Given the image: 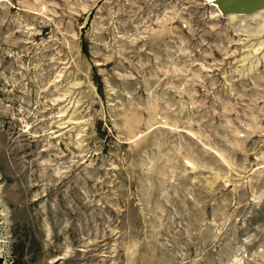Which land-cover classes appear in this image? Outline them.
<instances>
[{
  "label": "rangeland",
  "instance_id": "1",
  "mask_svg": "<svg viewBox=\"0 0 264 264\" xmlns=\"http://www.w3.org/2000/svg\"><path fill=\"white\" fill-rule=\"evenodd\" d=\"M0 0V264H264V7Z\"/></svg>",
  "mask_w": 264,
  "mask_h": 264
},
{
  "label": "water",
  "instance_id": "2",
  "mask_svg": "<svg viewBox=\"0 0 264 264\" xmlns=\"http://www.w3.org/2000/svg\"><path fill=\"white\" fill-rule=\"evenodd\" d=\"M222 2L223 9L221 10L226 14L245 13L264 7V0H222Z\"/></svg>",
  "mask_w": 264,
  "mask_h": 264
},
{
  "label": "bare ground",
  "instance_id": "3",
  "mask_svg": "<svg viewBox=\"0 0 264 264\" xmlns=\"http://www.w3.org/2000/svg\"><path fill=\"white\" fill-rule=\"evenodd\" d=\"M218 7L219 9H223V6H222V0H212ZM264 4V3H263ZM259 5V4H258ZM222 12V11H221Z\"/></svg>",
  "mask_w": 264,
  "mask_h": 264
}]
</instances>
